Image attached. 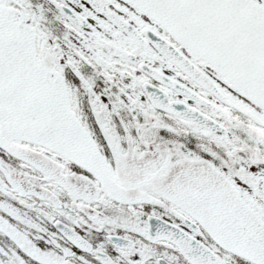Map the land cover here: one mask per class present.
Listing matches in <instances>:
<instances>
[{"label":"snow or ice","instance_id":"snow-or-ice-1","mask_svg":"<svg viewBox=\"0 0 264 264\" xmlns=\"http://www.w3.org/2000/svg\"><path fill=\"white\" fill-rule=\"evenodd\" d=\"M0 264H264V0H0Z\"/></svg>","mask_w":264,"mask_h":264}]
</instances>
